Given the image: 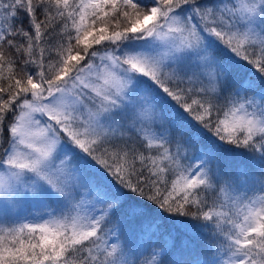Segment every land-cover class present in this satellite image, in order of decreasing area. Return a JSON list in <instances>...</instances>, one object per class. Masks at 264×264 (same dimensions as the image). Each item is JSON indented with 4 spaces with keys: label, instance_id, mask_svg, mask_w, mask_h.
I'll return each instance as SVG.
<instances>
[{
    "label": "snow or ice",
    "instance_id": "1",
    "mask_svg": "<svg viewBox=\"0 0 264 264\" xmlns=\"http://www.w3.org/2000/svg\"><path fill=\"white\" fill-rule=\"evenodd\" d=\"M0 264H264V0H0Z\"/></svg>",
    "mask_w": 264,
    "mask_h": 264
}]
</instances>
